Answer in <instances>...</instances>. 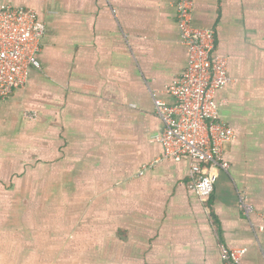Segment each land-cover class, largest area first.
Masks as SVG:
<instances>
[{
	"label": "crops",
	"instance_id": "obj_1",
	"mask_svg": "<svg viewBox=\"0 0 264 264\" xmlns=\"http://www.w3.org/2000/svg\"><path fill=\"white\" fill-rule=\"evenodd\" d=\"M178 1L0 0L45 26L39 69L0 103V264H222L220 244L264 264V0H194L230 78L212 195L187 189L186 159L138 174L163 152L153 97L171 103L186 66Z\"/></svg>",
	"mask_w": 264,
	"mask_h": 264
},
{
	"label": "built area",
	"instance_id": "obj_2",
	"mask_svg": "<svg viewBox=\"0 0 264 264\" xmlns=\"http://www.w3.org/2000/svg\"><path fill=\"white\" fill-rule=\"evenodd\" d=\"M193 6L194 0H179L175 5L186 66L164 91L171 103L153 97L155 115L163 130L150 141L159 144L163 152L153 163L143 165L138 174L159 161L179 163L186 159L187 189L204 201L214 190L212 176L228 170L224 147L234 139V133L218 121L215 102V93L230 82L227 60L215 54L212 30L193 27ZM44 32L45 26L34 10L11 4L0 6V103L25 88L30 69H39L37 57ZM28 118L33 119L32 115ZM239 209L246 217L253 212L242 200ZM218 248L222 264H240L245 253L244 249L222 244Z\"/></svg>",
	"mask_w": 264,
	"mask_h": 264
},
{
	"label": "rangeland",
	"instance_id": "obj_3",
	"mask_svg": "<svg viewBox=\"0 0 264 264\" xmlns=\"http://www.w3.org/2000/svg\"><path fill=\"white\" fill-rule=\"evenodd\" d=\"M4 205H6V204H4ZM0 206L2 207V204H0Z\"/></svg>",
	"mask_w": 264,
	"mask_h": 264
}]
</instances>
